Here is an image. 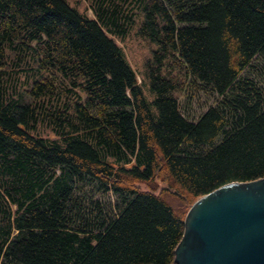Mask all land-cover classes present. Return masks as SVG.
<instances>
[{
	"label": "trees",
	"instance_id": "trees-1",
	"mask_svg": "<svg viewBox=\"0 0 264 264\" xmlns=\"http://www.w3.org/2000/svg\"><path fill=\"white\" fill-rule=\"evenodd\" d=\"M88 2L0 0V264H174L187 206L264 176V0Z\"/></svg>",
	"mask_w": 264,
	"mask_h": 264
},
{
	"label": "water",
	"instance_id": "water-1",
	"mask_svg": "<svg viewBox=\"0 0 264 264\" xmlns=\"http://www.w3.org/2000/svg\"><path fill=\"white\" fill-rule=\"evenodd\" d=\"M174 264H264V176L198 196L184 216Z\"/></svg>",
	"mask_w": 264,
	"mask_h": 264
},
{
	"label": "rangeland",
	"instance_id": "rangeland-1",
	"mask_svg": "<svg viewBox=\"0 0 264 264\" xmlns=\"http://www.w3.org/2000/svg\"><path fill=\"white\" fill-rule=\"evenodd\" d=\"M68 1L70 2V4L76 6L81 12H84L90 16L93 15L88 0H68ZM114 39L123 49L128 62L135 71L137 81L142 85L143 91L146 94V97L149 99L151 96L148 89V79L146 77V70H147V64L152 58V51L153 49H155L156 45L153 42L149 41L147 38L143 37L141 34H139L136 31V26H134L124 38L114 36ZM176 72L177 71H175L174 73L176 74ZM21 77L23 79V76ZM176 94L180 97L182 103H187L188 109H190L193 113H197L201 111L211 101V98L207 97L202 92H198L197 94L193 95V97L189 98L185 102L183 99L187 94L184 88L176 91ZM41 132L44 135L50 137L54 136L53 131L49 127H43ZM163 185H165V183L159 180L158 178L154 181H151L150 184H147L146 182L143 181L139 183V186L145 189L156 187L155 189L156 192H158V190H160L161 186ZM162 195L175 208L183 209L185 207L182 201L177 196L171 194L170 192L163 191ZM188 208L189 207L187 206L185 211H187Z\"/></svg>",
	"mask_w": 264,
	"mask_h": 264
}]
</instances>
